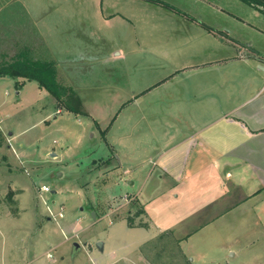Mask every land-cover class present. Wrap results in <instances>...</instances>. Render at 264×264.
<instances>
[{
    "label": "rangeland",
    "instance_id": "374dc122",
    "mask_svg": "<svg viewBox=\"0 0 264 264\" xmlns=\"http://www.w3.org/2000/svg\"><path fill=\"white\" fill-rule=\"evenodd\" d=\"M41 1L44 10L51 2L56 4L48 18H55L59 26L56 46L60 54L56 56L62 69L57 68L58 79L75 89L90 112L103 120L102 125L104 115L110 120L120 108L115 92L120 94L118 100L130 98V88L139 90L162 74L151 73L156 68L151 69L150 63L156 64L158 59H148L143 52L161 46L167 40L162 34L165 30L181 31L183 25L176 22L173 27L165 20H153L151 16L165 11L144 0H107L108 14L120 12L131 21L121 17L105 25L98 20L99 0ZM198 1L179 0L178 6L197 19L202 16L201 24L215 26L222 33L233 31V36L264 47V13H256L255 7L242 0H210L211 5ZM79 31L90 38L80 37ZM195 31L173 36L185 37ZM142 32H151L152 37L146 39ZM144 40L148 44L139 47ZM112 46L135 47L137 51L112 65L102 64L110 62L106 50ZM37 50L30 56L34 60L52 59L42 47ZM14 55L0 54V61ZM84 58H88L87 64L82 62ZM124 66L128 79L113 71ZM133 107L129 102L122 107L119 123L134 120L129 115ZM143 126L141 122L139 127ZM120 127L113 125L114 136L122 133ZM115 151L90 117L59 108L55 98L34 82L17 90L13 83L0 80V264H152L154 260L183 264L181 247L188 264L195 263L190 258L199 253L206 254L204 264H212L219 254L208 244L209 231L194 233L186 228L192 225L185 224L187 219L177 234L191 235L180 248L172 234L163 236V251L158 249L162 245L158 236L141 242L142 229L129 227L126 219L133 217L135 225L146 221L144 206L135 193L140 182L132 185L126 181L129 176L119 179L122 170L115 166ZM43 185L49 191H43ZM164 220H170L169 215H164ZM75 241L81 247L73 254Z\"/></svg>",
    "mask_w": 264,
    "mask_h": 264
},
{
    "label": "crops",
    "instance_id": "0c3cea01",
    "mask_svg": "<svg viewBox=\"0 0 264 264\" xmlns=\"http://www.w3.org/2000/svg\"><path fill=\"white\" fill-rule=\"evenodd\" d=\"M144 1L165 11L151 16L153 20H165L173 27L176 22L183 24L181 31L165 30L162 34L167 40L143 52L148 59H158L150 63L151 69L156 68L151 73L162 74L139 90L130 88V98L118 100L120 94L115 92L120 108L110 120L104 115V125L82 101L86 117L104 131L116 150L115 166L122 170L119 179L129 176L126 181L132 185L140 182L135 193L144 206L147 225L136 226L144 235L141 242L170 231L180 248L191 235L177 234L187 219L185 224L192 225L186 228L194 233L209 231L208 244L219 254L212 264H264V47L233 36V31L222 33L215 26L201 24L202 16L197 19L183 11L179 0ZM198 2L211 5L210 0ZM98 3L102 25L121 17L131 21L120 12L108 14L107 0ZM42 5L41 0H0V47L8 49L0 54L32 58L42 47L61 70L56 56L60 54L56 46L59 26L55 18H48L56 4L51 2L45 10ZM253 11L264 13L256 7ZM188 29L197 32L173 36L185 35ZM141 34L152 37L151 32ZM78 35L90 38L82 31ZM108 49L110 62L102 64L112 65L137 51L123 46ZM86 60L82 62L87 64ZM122 69L113 71L128 79L127 66ZM0 80L13 83L6 76ZM127 102L134 106L129 114L134 120L120 124L118 117ZM141 122L143 127H139ZM114 124L123 126L120 135L114 136ZM164 215L170 220L163 221ZM205 255L199 253L190 260L202 264Z\"/></svg>",
    "mask_w": 264,
    "mask_h": 264
},
{
    "label": "trees",
    "instance_id": "16d2710c",
    "mask_svg": "<svg viewBox=\"0 0 264 264\" xmlns=\"http://www.w3.org/2000/svg\"><path fill=\"white\" fill-rule=\"evenodd\" d=\"M244 2L261 9L264 11V0H243ZM160 2V1H154ZM165 6H168L167 4ZM57 64L53 59H32L28 56H15L11 61H5L0 63V77H9L13 80L14 86L17 90H21L26 82H34L41 90L48 91L56 100L59 108H63L69 112H73L76 115H86L83 108V103L78 93L71 85L63 83L57 76ZM104 133V131H103ZM142 211H140L141 213ZM137 216V215H136ZM127 224L129 227H136L133 217H127ZM139 226H147L145 223L139 224ZM167 233V234H166ZM158 235V240H162L163 236H170L171 232L168 231ZM164 234V235H163ZM172 236V235H171ZM150 240L149 242H151ZM159 250L163 251L166 245L163 244V240ZM157 248V245H154ZM165 246V247H164ZM177 246V242H176ZM181 253V250H179ZM181 260L183 264H188L187 258L181 253ZM157 262L152 261V264ZM161 264V263H156Z\"/></svg>",
    "mask_w": 264,
    "mask_h": 264
},
{
    "label": "water",
    "instance_id": "95a60500",
    "mask_svg": "<svg viewBox=\"0 0 264 264\" xmlns=\"http://www.w3.org/2000/svg\"><path fill=\"white\" fill-rule=\"evenodd\" d=\"M97 245L100 247L102 245V243L99 241L97 243ZM80 247L81 246H80V244L77 241L73 242V254L77 253L78 250L80 249Z\"/></svg>",
    "mask_w": 264,
    "mask_h": 264
},
{
    "label": "built area",
    "instance_id": "2783aa9c",
    "mask_svg": "<svg viewBox=\"0 0 264 264\" xmlns=\"http://www.w3.org/2000/svg\"><path fill=\"white\" fill-rule=\"evenodd\" d=\"M41 189H42L43 191H49V187L46 186V185H43V186L41 187ZM59 216H62V213H59Z\"/></svg>",
    "mask_w": 264,
    "mask_h": 264
}]
</instances>
